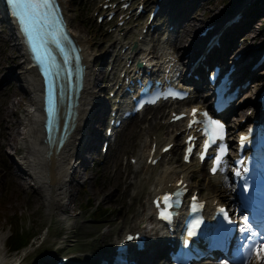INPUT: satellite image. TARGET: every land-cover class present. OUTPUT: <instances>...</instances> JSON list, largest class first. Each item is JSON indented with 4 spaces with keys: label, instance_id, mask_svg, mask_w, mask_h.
<instances>
[{
    "label": "rangeland",
    "instance_id": "rangeland-1",
    "mask_svg": "<svg viewBox=\"0 0 264 264\" xmlns=\"http://www.w3.org/2000/svg\"><path fill=\"white\" fill-rule=\"evenodd\" d=\"M69 3L71 8L70 12L74 15V18L70 21V25L74 31L80 30L86 37L90 38V50L96 53V57L103 55L107 50L109 51L111 46L107 48V44L112 41V37L110 34L105 33L103 28L93 23L89 14L90 4L84 0H81V3L78 5H76L77 0H69ZM224 7H226L225 4L219 0L215 4L213 11L210 13V17L214 16ZM202 12L203 11H199V18L194 20V25L203 17ZM260 14L261 13H259V15ZM259 15L257 14V17ZM261 22V24H255L254 33H260L264 29V21ZM199 25L200 24L196 25L195 28ZM4 35L9 36L8 33H5ZM247 36L250 37L249 35ZM249 40H246L245 46L253 45L252 47H256V50L258 49L259 44L264 42V38L258 39L254 44L250 43ZM185 42L186 44H184V46L187 45V41ZM4 45L5 44L1 39L0 70L4 65V68L8 66L5 69L7 77L10 74L11 67L16 69L17 63L9 62L13 57V53H16V50L10 47L11 44L9 42L6 44L8 45L7 47ZM252 54L253 52L251 55ZM15 60L17 61V59ZM4 68L2 69L4 70ZM263 73L264 69H257L255 76L258 77L259 75H263ZM102 74L103 71L99 76H102ZM10 83L12 84L11 86L9 85ZM19 86L20 81L17 76H12L7 84H2L0 87V129L4 134L3 141L5 146H3V151L5 153L7 143H10L7 146L8 150H12L14 146V142L11 140L12 135L10 134L14 133L15 142L16 140H19V135L22 131L20 123L23 117V108L30 102L23 88H20ZM254 91L244 93L245 95L252 94L248 97V100H252L251 97L253 96ZM165 107L166 106L163 105L157 109H151L146 111L144 115H141V118H134L128 121L121 131L118 132L116 141L110 144L105 157L102 158V156H99V159L103 160L102 164H97L98 162L96 163L95 160L90 164L88 163L86 168L83 166H77L73 172L69 208L73 210L76 225L78 227L82 225L81 231L83 232L80 236L86 238L88 235L87 231L94 232L96 235L95 243H89L87 246V242H82L79 245L78 250L81 253H95L100 249L99 247L106 246L107 248L111 243L109 240V232L120 233L123 229L129 227V229H133L141 219V213L134 212L137 208L142 209L146 206L147 188L144 187L138 189L135 182H130V180L138 179L139 174L136 173L135 175H132L126 173V171L131 169L127 157L129 155L138 156L137 153L138 150H140L141 145H144L146 141L148 142L150 138H153L154 133L163 135L167 129L168 132L173 131L172 127L163 126L157 119H155V114L159 115L162 112L164 113ZM11 110H13L14 113H12ZM238 111H242V113L238 112L240 114L238 116L241 117L248 112L249 109H239ZM106 113L101 117L102 120L105 119ZM239 117H236L237 119L234 120H239ZM154 122L157 126L154 125ZM163 140H159L158 142ZM99 147L100 143L98 145V148ZM98 148L92 152L93 155H98ZM18 155H16V157ZM88 155L89 153H84V156L87 157ZM7 158L8 160L11 159L9 155L0 152V227L5 230H9V228L14 230L17 227L14 226L15 224L13 221L16 220L17 224L20 223V228L27 239L26 241L29 242L33 235H35L36 238V236H41L43 232H45L43 243L40 246H37L38 243L35 245V242H38V239L36 238L32 244V246L35 247L25 255V261L21 264H31L36 256L43 250L47 249L44 253L55 251V246L61 244V242L67 244L63 251L70 252V245H68V243L72 241H64L63 239L66 235H68V238L70 239L69 231H71V228L66 227L64 223L59 222L55 216H52L50 219L44 214V206L34 190V187H27V178L20 179L15 176L14 170L16 166L8 168L7 165L4 164V161ZM177 158L178 160L173 158L168 161V164L180 163L183 165L180 162L178 155ZM80 160L81 158H79V161ZM143 160L144 157L142 158V161ZM123 162H126V164ZM194 166L197 167L196 165ZM200 169L203 179H200V177L197 176L194 178V182L198 184L202 195L208 196L220 192L221 190L223 191L220 182L218 183L213 178L206 176L203 168ZM19 173L24 175L22 172ZM132 191L137 192L136 197L130 195ZM34 201H36V204L33 205ZM97 201L102 203L95 204ZM93 207L98 208L96 209L97 212L95 211V213H91ZM87 218L90 220L87 221ZM49 220L51 221V226L47 232L46 228ZM104 222H109L108 224H110L111 229H102V224L104 227H109L106 225L107 223ZM56 236L60 237L59 240L61 242L58 244H55ZM73 239L77 240L76 237ZM76 244L77 243H74L73 246L75 249L77 248Z\"/></svg>",
    "mask_w": 264,
    "mask_h": 264
},
{
    "label": "bare ground",
    "instance_id": "bare-ground-1",
    "mask_svg": "<svg viewBox=\"0 0 264 264\" xmlns=\"http://www.w3.org/2000/svg\"><path fill=\"white\" fill-rule=\"evenodd\" d=\"M189 2L190 0H182L181 5L175 13H182L185 7L189 4ZM61 3L62 7H64L63 11L66 16V19L68 22H70V20L73 19V14L69 12V0H61ZM194 18L198 19L195 14L193 15V18H183L184 23L186 21L190 22L189 27H185L183 29V34L181 35L180 40L185 41V39L189 40L192 37L195 38V40H193L194 43H189V48L184 49L185 51H188L196 43L198 46V44L205 43L207 40V38L200 39V36L196 34L194 35L195 26L201 23V21L199 20V22L194 25ZM235 29L236 28L233 26L229 30V37H231V40L237 36V31ZM73 33L80 45L82 46L83 62L85 63V75L82 86L83 88L80 90L81 92L78 97V103L75 106L76 115L73 119H70V124L67 129L64 142L59 148H57L54 144L48 145L43 141V133L39 127V123L41 120L39 117L40 108L38 99L40 85L39 79L34 71V68L26 66V63H28L29 60L27 56L23 53H21V55H19V53H13V57L9 60V62H15V59L17 57H23V59L21 60L22 65H20V68L18 69L16 75L21 80L23 88L27 91V94L30 95L31 99V103L23 108L24 115L23 120L21 122L22 131L20 132L18 141L19 145L22 148V152L19 156V169L22 170L23 173L29 175V177L33 180V185L35 186L36 192L41 198V202L44 205V210L46 211V213L49 216L54 214L56 215L58 220L67 222L70 221L69 217L66 215L68 209L67 201L70 199L71 196V177L74 172V170H71L74 165H70V159L74 155V153L79 152V150H81L82 148H84V153H91L87 146L91 143H94L92 147L94 148L100 142L99 136L97 137L96 135L89 134L88 130H86L87 134H84L83 132L85 120L94 115V107L96 104V95L91 87L96 80V76L94 75V71L92 68V63L95 58V52L90 50L91 40L89 37H86L80 31H75ZM0 36L4 44L8 42L10 44L12 43L11 37L5 38L6 36ZM262 38H264V34H254L251 37V41L256 42L258 39ZM228 42V39H224V51L229 47L227 46ZM244 44L245 42L241 43V45ZM123 46L124 44H121L120 48H122ZM10 47L18 51L20 48H22V45L18 40H15L13 41V47L12 45ZM242 47L243 46H240V48H238L239 51ZM136 48H139V51L135 52ZM250 48L251 47H248V51L241 53L240 56L242 57L244 54V57H246L250 53L255 51H251ZM146 50L147 48L142 45V42L137 41L135 47L132 50L128 48V58L135 59V57H138L139 60H141L142 58H146L150 54L147 53ZM227 53H229V51ZM209 60L210 62L212 61L211 58H209ZM117 61L118 58H114V62ZM124 64L125 62H123V65ZM254 72L255 71L252 72V70L250 72L245 71L244 76H246L247 78L251 76V80L248 83L246 90L242 92V95L244 92L248 93L252 88L259 87V84L261 83V78L255 76ZM242 95L240 94L239 96ZM252 103L253 101L248 100V98H243V100L237 99V102L234 103L233 109L239 110L243 107L251 108L253 107ZM11 112L14 113L13 110H11ZM60 125L61 120L59 126ZM78 142L81 143L80 146H78ZM177 144L178 143H176V146ZM160 146L158 147V149L160 148ZM148 151L149 149L147 150V153ZM159 166L162 167V170L161 174L158 176H155L153 172L149 173V171L153 170V166L146 168V170L144 171L145 174L143 175L140 184H137L138 189L142 188V184L148 186V189L153 190L154 192L158 191L160 188L164 189L166 186H168L167 184L169 182H172L174 180L172 178L177 173H180L185 178L189 179V168H182L178 164H168L166 160H162L159 165H157V167ZM152 177H155L156 179H152ZM214 178H216V181H219V178L217 176H214ZM228 196L229 194H227L226 192H220L216 195L208 196L207 204L211 205L214 200L225 202ZM34 204H36V201H34L33 205ZM149 218L152 219V217L150 216L149 208H146L145 212L142 213V220L147 221L149 220ZM137 229H141V227H138ZM150 230H153V227ZM7 234L8 230H5L4 228L0 227V264H21L20 262L24 257L22 253H11L7 250ZM155 234L163 235L164 231H162V229L160 228H157ZM154 260L156 259L153 256L151 260H148L147 258V260L142 264H153ZM255 264H264V260H258L256 258Z\"/></svg>",
    "mask_w": 264,
    "mask_h": 264
},
{
    "label": "snow or ice",
    "instance_id": "snow-or-ice-1",
    "mask_svg": "<svg viewBox=\"0 0 264 264\" xmlns=\"http://www.w3.org/2000/svg\"><path fill=\"white\" fill-rule=\"evenodd\" d=\"M10 5L11 14L15 17L19 27V31L24 38V42L29 50L35 65L39 68L44 76L46 88V111L48 113V126L50 128L52 120L57 113L55 87L56 80L60 77L61 71L65 72L70 79L72 76V66L75 64L76 71H81L79 68L80 57L76 53V48L72 45L70 34L67 32L63 16L60 13L57 0H7ZM57 53L62 58V64L58 62ZM70 53L75 55H70ZM172 95L173 93H169ZM155 102V101H152ZM197 110H192L193 120L190 121L189 127L196 123L205 124V134L209 135V140L204 143V149L207 151L209 142H215L217 138L222 139L220 133L223 130V125L216 120L208 118V114L205 112L204 121H198L195 119ZM180 119L181 117H176ZM192 137H189V141ZM192 149L189 148L188 152L191 153ZM221 155L216 157V165L221 163ZM187 155L185 159H187ZM203 159V154H201ZM240 163H243L241 161ZM213 172L216 171L214 167ZM243 172L247 173L248 169L245 167ZM237 176L241 175V171L237 170L235 173ZM244 191L247 192V184L244 185ZM163 202L165 207L161 210L160 215L162 219L171 220L172 213L170 211L173 206V200L171 194H165L156 202L157 207H160V202ZM178 203V201H176ZM224 219L232 225H236L237 222L229 219L228 212L221 208L219 210ZM200 224L199 220H195L192 223L191 229L188 231V236L191 237L196 234L195 229ZM239 231L244 234L243 239L249 241V251H255L258 260H264V240L253 241L254 235H262L264 233H253L252 225L249 222V217L245 215L243 217V223L239 227ZM132 239V237H129Z\"/></svg>",
    "mask_w": 264,
    "mask_h": 264
},
{
    "label": "trees",
    "instance_id": "trees-1",
    "mask_svg": "<svg viewBox=\"0 0 264 264\" xmlns=\"http://www.w3.org/2000/svg\"><path fill=\"white\" fill-rule=\"evenodd\" d=\"M13 223L15 224L14 226H18L17 221L14 220ZM13 226V227H14ZM19 231L17 230V228L14 230V233L10 236V238L8 239L7 243L11 245L12 248H17L19 246V236L18 233Z\"/></svg>",
    "mask_w": 264,
    "mask_h": 264
}]
</instances>
